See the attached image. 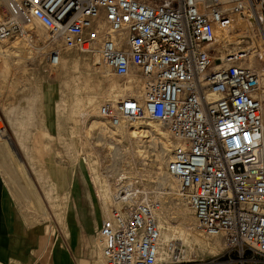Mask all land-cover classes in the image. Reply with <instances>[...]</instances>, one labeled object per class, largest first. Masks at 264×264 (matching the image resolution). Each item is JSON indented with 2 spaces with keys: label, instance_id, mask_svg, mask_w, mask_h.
I'll list each match as a JSON object with an SVG mask.
<instances>
[{
  "label": "built area",
  "instance_id": "1",
  "mask_svg": "<svg viewBox=\"0 0 264 264\" xmlns=\"http://www.w3.org/2000/svg\"><path fill=\"white\" fill-rule=\"evenodd\" d=\"M28 20L45 28L51 65L65 48L98 52L119 77L138 71L145 96L100 107L117 127L124 120L165 124L179 142L167 167L198 228L239 250V264H264V109L260 76L246 50L217 56V31L233 15L264 14V0H19ZM204 6V11L198 5ZM22 23L0 17V41ZM64 47L58 49L59 44ZM139 190V189H138ZM152 198L114 210L99 230L106 264H160V231ZM246 253L252 255L245 259ZM217 264V263H209Z\"/></svg>",
  "mask_w": 264,
  "mask_h": 264
},
{
  "label": "rangeland",
  "instance_id": "2",
  "mask_svg": "<svg viewBox=\"0 0 264 264\" xmlns=\"http://www.w3.org/2000/svg\"><path fill=\"white\" fill-rule=\"evenodd\" d=\"M198 9L201 12L205 10L202 4L198 5ZM259 25L264 27V19ZM259 25L256 21L253 25L249 24L247 30H238L236 33L234 32L230 37L231 40H241L242 43L240 45L230 43L227 51H249V55L254 56V67L262 75L264 80V40ZM21 26L24 27V24ZM40 30L41 29H38L37 26L35 29L30 30V32L19 30L17 35L11 40L13 42L0 43V46H2L4 50H11L12 48L10 47L17 43L15 41L17 37L34 38L37 41V44L36 42L34 44L41 47V54H37V52L34 53L33 51L37 49L32 47L33 45H30L31 43L21 42L17 45L19 47L11 50L7 56L0 55V125L6 128L7 134H9L10 130H14L9 127L13 128L16 126L18 130L22 129L20 139H22L29 148L33 147L32 136H34L36 130H49L51 132L62 133L63 135L70 134L69 136L73 137V141H68V147L72 145V154L66 153V147L64 144L62 145L57 138L51 142L52 150L59 153L57 154L55 152L56 154H53L57 158V161L64 162L65 164H74L75 167L79 168L80 166L84 167L85 163H83V157L88 158V153L91 152V162L96 163L95 167L97 173L101 176L103 181H106L108 180L106 176L107 170L114 165L113 157L108 154V149L103 146V140L97 139V134H88L85 114H77L75 112L79 104L76 96L73 94L74 90L70 91L67 86L70 80L74 81L71 86L75 89L77 87L75 81L79 82V80H82V76L91 75L94 87H98L96 86L97 84L100 85L98 87V93H96L97 95L106 88L105 80L100 73H98V69L92 66L94 65V56L83 54L76 50L68 53L63 51L61 57V60L68 57L79 58L81 66L76 72L72 71L71 66L65 70L61 68L53 69L49 63V47L46 48L45 45L42 46L47 40L45 39L47 38L45 37L46 31L43 30L45 31L43 35L39 32ZM31 49L33 53L30 52ZM85 56L89 58V67H82V64L85 63ZM40 82L41 85L39 84ZM59 86L62 90L57 92ZM262 89L264 91V84ZM87 95L88 93L80 92L78 93V98L85 101ZM97 96L99 97V95ZM120 142L122 143L123 141L121 140ZM123 145H125V143ZM161 149L162 145L160 143H157V145H148V153L145 160L138 157L132 161V165L126 164L127 162L123 163L125 169L124 173L126 175L122 177V179H125V182H133L137 184V187L145 189L152 199L154 191L159 190L161 186L157 173L159 168L158 156ZM7 155L8 153L5 152L0 156V159L2 158L4 162H9V164L18 165L17 163L10 162V157L8 158ZM40 158L44 159L46 156H41ZM131 159L129 158L128 160ZM28 161L29 160L26 159L22 163H28ZM40 161L37 160V162H39V165H36L37 170L42 166L43 161ZM164 171L167 172L166 167ZM119 178L121 179V177H118L115 180L116 183ZM95 187H97V198L102 208L103 215H105L104 202L100 199L98 194L99 187L96 185ZM115 190L116 189H113V192H115ZM191 215L194 217L193 212ZM104 220H107V218L104 217ZM196 226L195 223V228H193L195 232H201ZM171 243H175L172 252L173 259L171 261L161 262L160 264H239L241 260L240 251L230 249L226 245L218 253H214L210 249L199 247L195 243L189 245L180 244L177 243V241H172ZM170 244L167 247V251H170ZM99 250H102V246H99ZM251 258L252 255L246 253L245 259L250 260ZM98 260V262L101 261L100 264H104L100 257Z\"/></svg>",
  "mask_w": 264,
  "mask_h": 264
},
{
  "label": "bare ground",
  "instance_id": "3",
  "mask_svg": "<svg viewBox=\"0 0 264 264\" xmlns=\"http://www.w3.org/2000/svg\"><path fill=\"white\" fill-rule=\"evenodd\" d=\"M244 1L249 2V0ZM260 8L261 7L259 5L257 13L253 12L252 10H248L244 15H233L232 25L230 29L226 33L217 31L219 39L214 46V50L217 56H219L220 58H224V56L229 53V51H227V48L228 46H230V43H234L235 45H240L242 43L241 40H231L230 37L234 32L236 33V31L238 30H247L249 24L253 25V23H255L256 21L258 25L262 22V20L264 19V15L261 13ZM0 17H5L7 19L9 18L12 21L22 23L29 30H33L37 26L38 29H41L39 32L42 34L46 31L40 22L27 19L19 0H0ZM259 29L261 30L264 40V27H261L259 25ZM45 37H47L45 38L47 40L46 42H44V44H42V46L45 45L46 48L49 47L48 53L50 54L53 44L49 42L47 32ZM11 40L0 41V43L13 42ZM15 41L17 43L14 46L10 47L12 48L11 50L17 49V47H19L17 45L21 42H29L31 43L30 45H33L32 47L37 49L36 51L33 50L34 53H40L41 47H38L34 44L35 42L37 44V41L34 38L17 37ZM58 47V49H60L63 48L64 45L60 43ZM11 50H4L3 47L0 46V55L7 56ZM73 50L75 49H64V51L69 52H73ZM33 51L32 49L30 50V52L32 53ZM246 52H248V55H246V66L247 68L252 69L258 73V75L260 76V85L262 89L264 80L262 78V75L254 67V56L249 55V51L246 50ZM83 54H90L94 56V65L92 66H95L98 69V73H100V75L104 78L106 88L102 92L97 94L99 95L98 97L96 93H98L97 91L100 85L97 84L96 86L98 87H94V85L92 84L91 75L82 76V80H79V82L75 81V84L77 83V87L75 89H73V86H71L73 85L72 83H74V81L70 80L67 86L70 91L74 90L73 94L76 96L77 102L79 104V107L75 112L77 114H85L88 134H97V139L103 140V146L108 149V154L113 157L114 165L108 168L106 175L108 177V180L106 181H103L101 176L97 173L95 167L96 163L91 162V152L88 153L89 159L87 157H83V163H85L89 167L94 185L99 187L98 194L100 199H102V201L104 202V217L107 219H112L114 210H121L124 206L131 207L136 203H146L148 201V198H151L150 194L146 192L145 189L137 187V184L133 182H125V179H122V177L126 175L124 173L125 169L123 163L127 162L126 164L132 165V161H134L138 157L145 160V158H147L148 145L151 146L160 143L162 145V149L158 156L159 168L157 173L159 175L158 179L161 186L159 190L154 191V196L152 199L159 204L158 209L154 211V218L160 231L158 263L171 261L173 259L172 252L174 250L173 247L175 243H171L172 241H177V243L186 245L195 243L199 247H206L212 252L218 253L223 247H225V245L227 246L226 241L222 236H210L198 228V222L195 212L188 205V203H186L182 199L175 178L170 175L168 170L167 172L164 171V168L168 167L169 160L172 157L174 150L177 148V146H179V142L173 138L169 128L165 124L148 119H140L135 121L124 120L120 123L119 126L113 127L108 122L104 121L99 115L100 107L106 102L126 97H132L141 100L145 96L146 91V81L144 77L136 70L132 71V73L126 77H119L115 75L112 70L102 62L101 56L97 51ZM86 56L84 57L85 63L82 64V67H89V58ZM61 57L57 65H51V63L49 62L53 69L61 68L62 70H65L71 66L72 71L76 72L81 66L79 58L77 57L63 58L62 60ZM60 90H62V88L59 86L57 92H59ZM80 92L88 93L85 101H83L81 98H78V93ZM263 92L264 91L262 89V99H264ZM165 128H167L168 130ZM6 134V128L0 125V142H2L0 144L8 145V141L5 138L8 134ZM121 140L123 141V144L125 143V145L120 142ZM129 158L132 159L128 160ZM118 177H121V179L119 178L116 183L115 180ZM113 189H116L115 192H113ZM192 212L194 214V217H192L191 215ZM195 223L197 225L196 227L202 233L199 231L198 233L197 231L195 232V230L193 229L195 228ZM97 236L98 243L100 246H102V250H100L99 256L102 260V263L104 262V264H106V259L104 256L105 244L101 239L99 232ZM169 244L170 251H167V247ZM100 263L101 261L98 262V264Z\"/></svg>",
  "mask_w": 264,
  "mask_h": 264
},
{
  "label": "crops",
  "instance_id": "4",
  "mask_svg": "<svg viewBox=\"0 0 264 264\" xmlns=\"http://www.w3.org/2000/svg\"><path fill=\"white\" fill-rule=\"evenodd\" d=\"M10 129L0 156L18 165L0 159V264H98L104 215L90 169L57 161L51 145L57 138L72 154L73 137L36 130L29 148Z\"/></svg>",
  "mask_w": 264,
  "mask_h": 264
}]
</instances>
